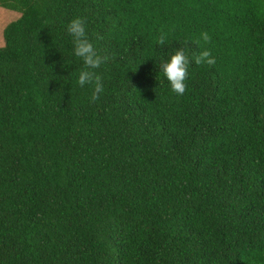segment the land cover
Masks as SVG:
<instances>
[{"label":"trees","instance_id":"obj_1","mask_svg":"<svg viewBox=\"0 0 264 264\" xmlns=\"http://www.w3.org/2000/svg\"><path fill=\"white\" fill-rule=\"evenodd\" d=\"M0 7L18 12L1 31L0 264H264V0ZM76 17L110 57L94 103ZM178 48L216 60L190 62L183 95L159 72Z\"/></svg>","mask_w":264,"mask_h":264},{"label":"clouds","instance_id":"obj_2","mask_svg":"<svg viewBox=\"0 0 264 264\" xmlns=\"http://www.w3.org/2000/svg\"><path fill=\"white\" fill-rule=\"evenodd\" d=\"M67 32L72 37L73 54L83 62V68L79 72L78 83L81 87L91 85L93 87L89 102L94 103L100 99V95L104 92L103 78L96 71L102 65L106 64L110 57L101 54L93 45L87 33L86 21L83 18L76 17L67 25ZM97 39H102L97 34ZM165 34L161 33L157 40V44L164 45ZM200 39L208 43L211 37L207 32L201 33ZM197 43H199L197 41ZM190 62L196 65L213 66L216 63L208 49H204L194 54L190 61L189 56L183 48H178L166 62H161L159 72L163 73L170 85V89L176 95H183L186 91L185 81L188 77V68Z\"/></svg>","mask_w":264,"mask_h":264},{"label":"rangeland","instance_id":"obj_3","mask_svg":"<svg viewBox=\"0 0 264 264\" xmlns=\"http://www.w3.org/2000/svg\"><path fill=\"white\" fill-rule=\"evenodd\" d=\"M18 16V12L0 7V46L2 45V28Z\"/></svg>","mask_w":264,"mask_h":264}]
</instances>
